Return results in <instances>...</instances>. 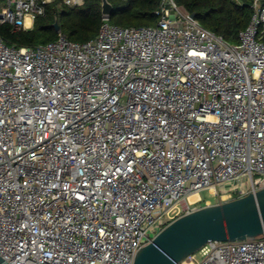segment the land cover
Returning <instances> with one entry per match:
<instances>
[{
  "label": "built area",
  "instance_id": "built-area-1",
  "mask_svg": "<svg viewBox=\"0 0 264 264\" xmlns=\"http://www.w3.org/2000/svg\"><path fill=\"white\" fill-rule=\"evenodd\" d=\"M52 1L5 0L0 23L31 29ZM252 9L236 44L175 0L153 26L103 16L87 42L0 36V264H134L202 191L264 187V0ZM180 264H264V234Z\"/></svg>",
  "mask_w": 264,
  "mask_h": 264
},
{
  "label": "trees",
  "instance_id": "trees-1",
  "mask_svg": "<svg viewBox=\"0 0 264 264\" xmlns=\"http://www.w3.org/2000/svg\"><path fill=\"white\" fill-rule=\"evenodd\" d=\"M113 10L109 21L121 27L156 25V13L161 0H108ZM189 12L195 13L201 24L223 35L236 44L239 33L245 29L252 18L253 0H175ZM2 4L0 5V9ZM58 20L60 31L70 40L87 42L95 38L103 22L102 0H85L78 6H69L64 0H53L46 6L44 15L35 18L31 29L16 30L11 24L0 23V36L8 45L35 46L58 37L53 26Z\"/></svg>",
  "mask_w": 264,
  "mask_h": 264
},
{
  "label": "water",
  "instance_id": "water-1",
  "mask_svg": "<svg viewBox=\"0 0 264 264\" xmlns=\"http://www.w3.org/2000/svg\"><path fill=\"white\" fill-rule=\"evenodd\" d=\"M112 10V4L102 0L103 16H109ZM53 26L60 30L58 20ZM261 234H264V187L180 215L138 250L134 264H180L210 240L236 241Z\"/></svg>",
  "mask_w": 264,
  "mask_h": 264
},
{
  "label": "rangeland",
  "instance_id": "rangeland-1",
  "mask_svg": "<svg viewBox=\"0 0 264 264\" xmlns=\"http://www.w3.org/2000/svg\"><path fill=\"white\" fill-rule=\"evenodd\" d=\"M4 3H5V0H0V5L2 4V6H3ZM201 197H202V200H201L199 203L196 204V205L199 206V207L205 205V199H207V198H208V199H211V202H212V203H216V202L219 201V198H218V197H213V196L209 193L208 190H204V191H202V192H201Z\"/></svg>",
  "mask_w": 264,
  "mask_h": 264
},
{
  "label": "bare ground",
  "instance_id": "bare-ground-1",
  "mask_svg": "<svg viewBox=\"0 0 264 264\" xmlns=\"http://www.w3.org/2000/svg\"><path fill=\"white\" fill-rule=\"evenodd\" d=\"M27 23H28V24L31 23L30 18H27ZM198 198H199V194H198V193H192L191 196H190V199H191L192 201H195V200L198 199Z\"/></svg>",
  "mask_w": 264,
  "mask_h": 264
}]
</instances>
